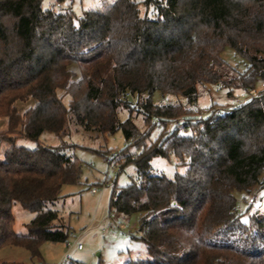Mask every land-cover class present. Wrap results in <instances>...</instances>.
Listing matches in <instances>:
<instances>
[{
    "label": "trees",
    "instance_id": "obj_1",
    "mask_svg": "<svg viewBox=\"0 0 264 264\" xmlns=\"http://www.w3.org/2000/svg\"><path fill=\"white\" fill-rule=\"evenodd\" d=\"M74 1L0 0V249L22 246L37 258L44 242L69 240L70 225L51 205L81 176L80 145L66 141L75 127L101 136L122 130L141 146L158 125L136 155L129 144L116 158L93 149L138 172V181L114 184L110 208L142 213L153 259L126 264H264V211H241L236 196L264 187V91L232 110L213 102L206 116L194 111L207 83L233 94L264 82V0H144L145 12L137 0H102L80 14ZM226 46L246 61L244 71L222 57ZM156 91L178 100L154 103ZM129 96L146 131L120 117ZM47 132L60 143L43 144ZM172 154L184 173L151 172L153 157ZM14 202L35 212L26 233L14 228Z\"/></svg>",
    "mask_w": 264,
    "mask_h": 264
},
{
    "label": "rangeland",
    "instance_id": "obj_2",
    "mask_svg": "<svg viewBox=\"0 0 264 264\" xmlns=\"http://www.w3.org/2000/svg\"><path fill=\"white\" fill-rule=\"evenodd\" d=\"M137 1L141 2V9L145 12L147 8L144 0ZM55 2L56 0H43V5L49 7ZM101 2L102 0H75L73 9L80 14L83 8H89ZM222 57L237 71H244L246 68V61L230 46L224 48ZM262 83H258L256 91L263 89ZM216 86L207 83L205 89L201 91L200 100L194 106V111L198 115L206 116L213 102L226 107L230 102L238 101L245 93L242 89H235L233 94H229L228 89L223 85H220L221 91H217ZM129 98L131 108L124 109L120 113L121 119L125 120L131 116L139 129L146 131L150 125L144 122V112L137 98L135 96H129ZM177 100L178 97L175 95H162L159 91L153 94V101L157 104L172 103ZM176 122H184V118L180 117ZM175 124H171L170 128ZM6 125L7 119L0 118V130ZM160 130L161 127L156 125L150 136L146 135L140 142L141 146H138L134 139L127 142L122 130L113 135L101 136L96 132L75 127L66 141L80 145L73 150V153L81 161V176L78 183L64 185L62 188L64 197L51 205L52 208L62 212L70 225L69 240L67 242H44L41 246L42 256L37 258H32L30 251L22 246L3 247L0 249V264L5 261L23 264H126L130 260H152L141 238L142 213L125 215L110 208L114 184L124 186L132 180L138 181L135 164H127L121 169L118 163L106 160L93 149L112 150V153L118 152L120 157L121 150L129 144L127 152L136 155L154 141ZM60 141L59 137L50 132L41 136L43 144L55 145ZM16 143L29 148L37 146L36 141L25 137H19ZM112 153L111 158H113ZM178 171L184 173L186 166L179 164V159L173 154L169 158L155 156L151 160L153 174L173 178ZM93 188L97 190L95 193L92 192ZM236 196L238 208L241 211H245L248 207L251 211L256 209L264 211V187L261 185L253 187L249 193L237 191ZM252 196L255 197L254 202H250ZM12 209L15 216V230L26 233V224L35 216V212L23 208L19 202H14ZM111 213L114 214L112 223L116 225L117 230L104 232L103 227ZM247 218L248 215L245 214L244 219ZM79 244H82L81 248H78Z\"/></svg>",
    "mask_w": 264,
    "mask_h": 264
},
{
    "label": "built area",
    "instance_id": "obj_3",
    "mask_svg": "<svg viewBox=\"0 0 264 264\" xmlns=\"http://www.w3.org/2000/svg\"><path fill=\"white\" fill-rule=\"evenodd\" d=\"M55 7H61L62 6V3L60 2H56L54 4ZM262 86H263V89L261 91H256V90H253L252 92H245L242 94V97L238 100V101H232L230 102V104L228 106H226L225 108L228 109V110H232V109H235L236 107L246 103L248 100H250L251 98L253 97H258L262 94V92L264 91V82L262 83ZM216 90L217 91H221V86L220 85H217L216 86ZM194 134H196V131H194ZM119 156V153L118 152H113L112 154V157L116 158ZM97 190L95 188L92 189V192H96ZM254 199L255 197L252 196L250 197V202H254ZM114 217V214L111 213L109 215V217L106 219V222H105V226L103 227V231L104 232H107L108 230H113V231H116L117 228H116V225H114L112 223V219ZM82 247V244H79L78 245V248H81Z\"/></svg>",
    "mask_w": 264,
    "mask_h": 264
}]
</instances>
